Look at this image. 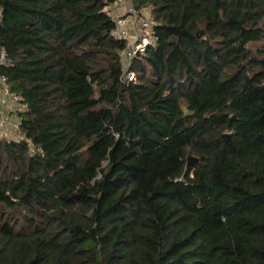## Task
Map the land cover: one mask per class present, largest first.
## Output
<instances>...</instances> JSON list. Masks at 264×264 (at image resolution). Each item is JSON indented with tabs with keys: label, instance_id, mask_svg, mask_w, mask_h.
Returning a JSON list of instances; mask_svg holds the SVG:
<instances>
[{
	"label": "trees",
	"instance_id": "trees-1",
	"mask_svg": "<svg viewBox=\"0 0 264 264\" xmlns=\"http://www.w3.org/2000/svg\"><path fill=\"white\" fill-rule=\"evenodd\" d=\"M115 1L0 0V264H264V0Z\"/></svg>",
	"mask_w": 264,
	"mask_h": 264
},
{
	"label": "built area",
	"instance_id": "built-area-1",
	"mask_svg": "<svg viewBox=\"0 0 264 264\" xmlns=\"http://www.w3.org/2000/svg\"><path fill=\"white\" fill-rule=\"evenodd\" d=\"M108 13L115 22L112 35L126 41V47L120 52L124 76L129 81L136 80V72L131 69V65L149 45L156 42L157 36L153 29L155 18L148 7L136 8L133 0H116L108 7ZM0 62H6L4 51L0 52ZM27 108L28 104L21 96L9 90L5 74L0 73V138H17L13 117Z\"/></svg>",
	"mask_w": 264,
	"mask_h": 264
},
{
	"label": "rangeland",
	"instance_id": "rangeland-1",
	"mask_svg": "<svg viewBox=\"0 0 264 264\" xmlns=\"http://www.w3.org/2000/svg\"><path fill=\"white\" fill-rule=\"evenodd\" d=\"M135 7L136 8H141L142 6H137V5H135ZM17 123H18V116H14L13 117V128H14V133L16 134V135H18L17 133H18V127H17Z\"/></svg>",
	"mask_w": 264,
	"mask_h": 264
},
{
	"label": "water",
	"instance_id": "water-1",
	"mask_svg": "<svg viewBox=\"0 0 264 264\" xmlns=\"http://www.w3.org/2000/svg\"><path fill=\"white\" fill-rule=\"evenodd\" d=\"M232 118H234V116ZM230 136H231L230 133L223 134L224 139L227 140V141L230 140Z\"/></svg>",
	"mask_w": 264,
	"mask_h": 264
}]
</instances>
